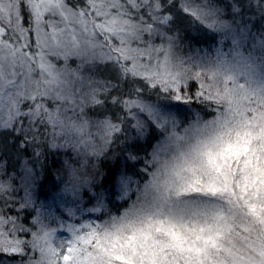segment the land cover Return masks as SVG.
Segmentation results:
<instances>
[{
  "label": "snow or ice",
  "instance_id": "obj_1",
  "mask_svg": "<svg viewBox=\"0 0 264 264\" xmlns=\"http://www.w3.org/2000/svg\"><path fill=\"white\" fill-rule=\"evenodd\" d=\"M0 151L17 264H264V0H0Z\"/></svg>",
  "mask_w": 264,
  "mask_h": 264
},
{
  "label": "trees",
  "instance_id": "obj_2",
  "mask_svg": "<svg viewBox=\"0 0 264 264\" xmlns=\"http://www.w3.org/2000/svg\"><path fill=\"white\" fill-rule=\"evenodd\" d=\"M185 44L189 48H203L211 49L214 41L209 39L207 36L197 33L194 29H188L185 33ZM0 167L6 168L8 171L12 170L13 164L15 163L14 158L10 155L5 154L0 151ZM65 159L64 156L59 155H48L45 160V169L41 172V178L39 184L41 187L38 188L37 197L38 201L45 203V201H50L52 194L59 190L61 185V171H62V161ZM126 161L124 156L117 155L116 158L101 161L98 165V172L100 176L98 177L105 188L111 189L112 185V175L116 169L125 167ZM127 164H131L127 161ZM11 215H15V209L9 212ZM22 218L26 217V213H21ZM30 217L22 219L21 222L28 223ZM59 235H65L64 233H59ZM27 238V237H25ZM19 257H10L4 253H0V264H17Z\"/></svg>",
  "mask_w": 264,
  "mask_h": 264
},
{
  "label": "rangeland",
  "instance_id": "obj_3",
  "mask_svg": "<svg viewBox=\"0 0 264 264\" xmlns=\"http://www.w3.org/2000/svg\"><path fill=\"white\" fill-rule=\"evenodd\" d=\"M188 50H189V47L187 46V47L185 48V52H187ZM99 176H100V175H99ZM49 202H50V201H47V200L45 201V203H49ZM8 215H11V214L8 213Z\"/></svg>",
  "mask_w": 264,
  "mask_h": 264
}]
</instances>
